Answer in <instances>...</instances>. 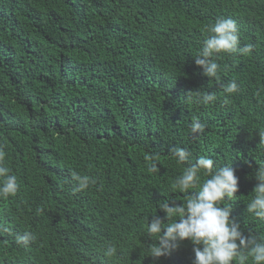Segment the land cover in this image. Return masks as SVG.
I'll list each match as a JSON object with an SVG mask.
<instances>
[{
  "label": "trees",
  "instance_id": "trees-1",
  "mask_svg": "<svg viewBox=\"0 0 264 264\" xmlns=\"http://www.w3.org/2000/svg\"><path fill=\"white\" fill-rule=\"evenodd\" d=\"M219 17L254 47L214 57L219 78L208 79L193 59ZM233 80L239 91L224 93ZM198 89L215 101L186 95ZM194 120L204 132L191 134ZM260 131L264 0H0V147L19 184L0 197V264H192L188 241L159 259L147 248L160 205L199 191L173 187L185 167L176 147L213 159L214 171L232 166L239 190L222 206L264 239V220L246 210L264 167ZM72 172L95 183L75 191ZM25 232L27 246L16 240Z\"/></svg>",
  "mask_w": 264,
  "mask_h": 264
},
{
  "label": "clouds",
  "instance_id": "clouds-1",
  "mask_svg": "<svg viewBox=\"0 0 264 264\" xmlns=\"http://www.w3.org/2000/svg\"><path fill=\"white\" fill-rule=\"evenodd\" d=\"M208 35L204 38L198 54L193 59L195 65L202 69L203 76L218 79L220 65L214 57L220 54L240 55L250 54L254 45L240 46L239 28L234 19L219 17L206 29ZM202 88V87H201ZM200 88V89H201ZM190 91L186 95L195 94L202 103L213 102L216 99L214 92ZM226 94L239 91L236 81L223 85ZM193 135L205 130L204 124L194 120L190 125ZM264 138V131L258 132ZM5 152L0 147V197L15 196L19 184L17 176L12 173L3 161ZM170 155L177 164L185 165L182 174L175 180L173 187L180 192L189 193L190 189L199 187L195 194H188L184 203L169 200L160 205V210L165 214L163 220L154 215L150 222L147 220V233L149 237L157 239L147 245L150 257L159 259L169 256L179 248L180 243L190 242L192 245V264H233L243 262L247 264H264V239L255 235H245L240 224L231 218V204L222 206L227 199L235 197L238 192V177L232 166H222L215 171L214 160L207 156H199L193 162L191 152L186 148H172ZM148 171L158 173V154L146 156ZM206 177L201 181L200 174ZM75 182V191L86 190L95 181L76 172L71 173ZM254 179L256 185L253 189L254 197L247 205V212L264 220V167H258ZM176 218V219H173ZM167 221L166 223L163 221ZM35 239L30 232L16 237L18 243L25 246ZM105 255H116V248L109 244Z\"/></svg>",
  "mask_w": 264,
  "mask_h": 264
}]
</instances>
